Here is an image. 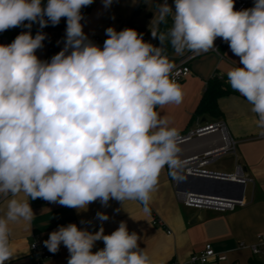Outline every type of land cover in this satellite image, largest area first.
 I'll list each match as a JSON object with an SVG mask.
<instances>
[{"label":"clouds","instance_id":"clouds-1","mask_svg":"<svg viewBox=\"0 0 264 264\" xmlns=\"http://www.w3.org/2000/svg\"><path fill=\"white\" fill-rule=\"evenodd\" d=\"M93 2L0 0V32L33 23L43 29L66 18L64 47L50 61L36 55L46 39L42 31L0 44V200L7 201L0 215V264L15 256L10 225L34 217L30 200L77 210L97 200L103 206L138 201L150 215L162 171L167 167L177 178L186 167L179 130L157 111L183 101L166 41L176 55L216 49L218 37L228 43L243 66L232 67L227 82L264 128V0L239 11L235 0H174V11L164 0L151 29L159 47L132 28L109 27L103 47L92 42L81 9ZM103 2L109 7L112 0ZM146 2L152 7V0ZM169 16L171 27L160 31ZM97 218L109 219L101 212ZM139 239L123 221L109 235L102 226L93 233L70 223L51 232L44 245L56 253L63 243L67 264H152ZM100 240L105 247L93 253Z\"/></svg>","mask_w":264,"mask_h":264},{"label":"crops","instance_id":"crops-1","mask_svg":"<svg viewBox=\"0 0 264 264\" xmlns=\"http://www.w3.org/2000/svg\"><path fill=\"white\" fill-rule=\"evenodd\" d=\"M45 1L47 0H42V4ZM163 2L164 0H152L151 7L146 0H112L111 5L105 7L103 0H95L91 9H81L83 31L100 47L107 38L105 31L109 27L117 31L132 28L143 35H151V29L156 27L153 20L156 6ZM167 2L174 11V0ZM167 19L171 27V16ZM65 20L66 18H61V21ZM36 26L40 28L38 23ZM65 32L64 26L60 32L53 34L58 52L64 47ZM36 55L42 61H50L54 56L49 52L47 43L37 50ZM181 56L174 51L168 55L173 63ZM235 66L243 65L239 64V57L231 52L228 43L223 45L219 54L207 53L198 57L190 64L192 74L179 83L183 90L182 103L166 105L163 109L157 108V111L170 121L171 126L179 130L180 135L206 124L226 125L237 143L238 161L244 178L247 179V184L253 185L251 196L247 199L244 195V206L237 207L232 212L185 206L177 197L174 180L167 167L162 171L156 190L151 194L150 215L143 212V205L138 201L123 203L109 200L108 206H103L97 200L90 203L86 210H77L58 203H46L37 198L29 201L34 213L32 221L10 225V240L15 256L5 261V264H35L30 245L36 240L44 245L49 234L60 226L74 223L78 228L93 233L102 226L104 234L109 235L118 229L122 221L127 224L130 234L135 232L138 235L139 248L146 249L152 264H185L192 255L201 252L209 244L216 253L227 256V262L223 264H264V257L254 256L250 250L257 243V237L264 233V128L258 126V117L251 111L252 106L227 82L226 74ZM214 77L223 81L226 89L232 92L218 101L221 117L197 118L195 112L208 82ZM220 146L219 132L196 138L180 144L181 158L185 160ZM20 198L26 197L21 194ZM6 204V200H0V215L6 211ZM98 212L106 214L109 219L99 220ZM104 247L102 240L96 241L92 252ZM59 249L60 254L46 264H67L70 255L68 249L63 243Z\"/></svg>","mask_w":264,"mask_h":264},{"label":"built area","instance_id":"built-area-1","mask_svg":"<svg viewBox=\"0 0 264 264\" xmlns=\"http://www.w3.org/2000/svg\"><path fill=\"white\" fill-rule=\"evenodd\" d=\"M235 1L238 4L237 11L248 9L250 5L254 4V0H235ZM94 4H95V0L91 5L83 7L82 9L89 10L94 6ZM62 22L63 25L66 27V20ZM0 44L7 45L10 43L6 39H4L0 41ZM214 44L216 49H212L207 52H202L199 54L186 52L184 55H182L174 63L175 67L173 69L172 78L175 79L177 83L183 82L187 77H189L192 74L190 64L195 59L207 53L219 54L220 48L224 44V41L222 40V38L218 37L215 40ZM217 132L221 133V146L214 150L207 151L201 155H196L188 159H185L187 161V165L184 169L179 171L178 177L181 173H186V174L213 173L206 170V168L210 164L217 162L224 155L229 153L236 156L237 143L229 134L226 125L224 123H213V124H206L199 126L197 129L190 131L184 135H181V143L188 142L193 139L204 137L207 135H211ZM236 168H237V172L230 176H232L233 178H242L247 181V179L244 178L243 169L238 160H237ZM216 174H220V173H216ZM178 177L173 178L174 186L178 199L185 206L197 208L201 210L208 209L216 212H232L237 207L244 206L245 204L244 201L236 202V201L220 199L215 197L181 193L177 190V186H176ZM45 202L50 203L48 201ZM250 250L254 256L264 257V233L260 234L257 237V243L251 246ZM30 251L34 258L35 264H46L48 261L54 260V258L60 254V249L56 253H52L47 249V247L42 245L37 240L30 245ZM225 262H227V256L216 253L213 250L212 246L209 244L206 245L201 252L192 255L191 258L188 260V262L185 264H223ZM172 264H180V263H172Z\"/></svg>","mask_w":264,"mask_h":264},{"label":"trees","instance_id":"trees-1","mask_svg":"<svg viewBox=\"0 0 264 264\" xmlns=\"http://www.w3.org/2000/svg\"><path fill=\"white\" fill-rule=\"evenodd\" d=\"M47 1H45L43 4H46ZM254 5H250L249 8L253 7ZM28 22L25 21V24ZM160 31L166 32L169 28V22L167 19L166 23L161 24ZM64 28L63 22L60 21V23L56 26H52L50 23L47 27L41 29L36 26V23H33L31 28H26L24 25H21L19 27L10 28L4 32H0V40L2 39H8L10 42H12L17 35L21 34L22 32L30 31L33 37L36 35L38 31H42L46 33V39L43 41L44 43L48 44L49 52L51 54H57L58 53V46L54 40V33L60 32ZM143 39L145 41H148L152 43L154 46L159 47L160 41L158 38H153L152 35L145 34L143 35ZM226 42H224L223 45H225ZM221 46V48L223 47ZM166 46V54L169 55L173 49L171 47V44L169 42H165ZM220 48V49H221ZM232 91L226 89V85L223 81L219 80L217 77L212 78L207 85L206 91L201 99V102L195 112V116L201 117V116H210L212 118H218L222 116V112L219 108L218 101L220 98L230 94Z\"/></svg>","mask_w":264,"mask_h":264},{"label":"water","instance_id":"water-1","mask_svg":"<svg viewBox=\"0 0 264 264\" xmlns=\"http://www.w3.org/2000/svg\"><path fill=\"white\" fill-rule=\"evenodd\" d=\"M238 4L235 1L234 9ZM247 181L233 178L227 174H186L181 173L177 179V190L181 193L244 201Z\"/></svg>","mask_w":264,"mask_h":264},{"label":"rangeland","instance_id":"rangeland-1","mask_svg":"<svg viewBox=\"0 0 264 264\" xmlns=\"http://www.w3.org/2000/svg\"><path fill=\"white\" fill-rule=\"evenodd\" d=\"M4 40V39H2ZM10 42V40L6 39ZM237 156V158H236ZM236 156L229 153L224 155L220 160L215 163L210 164L206 170L213 173H220V174H235L237 172L236 164L238 160V155ZM253 185L248 183L246 186V198L248 199L251 196Z\"/></svg>","mask_w":264,"mask_h":264}]
</instances>
